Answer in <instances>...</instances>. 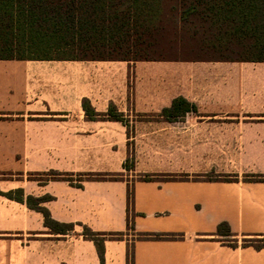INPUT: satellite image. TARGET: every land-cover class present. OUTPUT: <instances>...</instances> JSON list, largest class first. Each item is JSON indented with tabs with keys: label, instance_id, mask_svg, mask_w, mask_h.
<instances>
[{
	"label": "crops",
	"instance_id": "obj_1",
	"mask_svg": "<svg viewBox=\"0 0 264 264\" xmlns=\"http://www.w3.org/2000/svg\"><path fill=\"white\" fill-rule=\"evenodd\" d=\"M164 18L170 55L0 58V170L32 175L1 189L50 195L41 205L74 223L53 232L40 210L0 194V264H101L83 225L125 232L105 239L104 264H264V246H231L217 234L227 221L240 239L264 236V180L245 179L264 173V58L243 54L264 48L255 37L192 34L177 12ZM183 44L191 55H178ZM179 96L196 108L168 116L164 109ZM85 100L104 116L89 117ZM111 105L125 121L109 117ZM129 143L135 157L128 169ZM49 170L118 176L85 178L81 186L41 182L37 173ZM145 173L178 176L145 180ZM204 174L238 179L193 178ZM145 232L180 236H139Z\"/></svg>",
	"mask_w": 264,
	"mask_h": 264
},
{
	"label": "trees",
	"instance_id": "obj_2",
	"mask_svg": "<svg viewBox=\"0 0 264 264\" xmlns=\"http://www.w3.org/2000/svg\"><path fill=\"white\" fill-rule=\"evenodd\" d=\"M166 2V4H164ZM179 13L181 22L189 25L192 34L216 35L227 39L255 37L259 47L264 48V18H252L254 13L264 16V0H0V58H123L142 59L154 56L153 45L165 32V14ZM257 15V14H255ZM197 17V18H193ZM239 17V18H236ZM250 48V47H249ZM261 60L264 51L243 53ZM156 55V54H155ZM84 107L89 117H96L95 109L85 100ZM196 105L185 97H176L172 105L164 109L168 116H179ZM109 117L125 121L114 105L109 108ZM128 125V122H126ZM130 128L128 129V133ZM127 157L125 166L129 169L134 160ZM45 178L65 179L82 185L85 178H116L118 174L88 172L73 173L49 170L39 172ZM77 176L74 178V176ZM174 174L145 173V180L177 178ZM187 177V176H185ZM195 179L237 180L231 175H194ZM246 180H264V173L245 176ZM0 194L26 202L44 215L45 225L53 232L67 233L74 229V223L60 222L51 216L49 209L41 202L50 195L34 197L25 195L22 187L3 191ZM134 195L128 189V229H134L132 220ZM82 234L93 239L97 246L101 264H104L105 239H122L123 231H96L83 225ZM220 240L231 246H264V236H243L235 234L227 221L218 224ZM145 238H173L174 232L140 233ZM129 263L133 262V247L128 248Z\"/></svg>",
	"mask_w": 264,
	"mask_h": 264
},
{
	"label": "rangeland",
	"instance_id": "obj_3",
	"mask_svg": "<svg viewBox=\"0 0 264 264\" xmlns=\"http://www.w3.org/2000/svg\"><path fill=\"white\" fill-rule=\"evenodd\" d=\"M168 36H169L168 33L164 34L161 45L159 46L160 49L162 50V52H157V53H155L156 55L157 54H161V55L172 54V53L164 51V50H171V48H169V45H168L169 42L166 41V37H168ZM180 48L181 49H180L179 54L178 53H175V54H178L180 56L191 55V54H189L188 51H185L187 48H189V46H187L186 44L181 45ZM181 50H183V51H181ZM132 134H133V132L129 131V133H128L129 137H131ZM128 150H129V155H130V160H129V162H130V161L134 160V157H135V147L132 143H129V149ZM25 176L28 178L32 177V175H21V173L14 172V171L0 170V189H1V187H6V183L9 182L10 180L25 178ZM37 178L41 179V178H45V176L37 175Z\"/></svg>",
	"mask_w": 264,
	"mask_h": 264
}]
</instances>
